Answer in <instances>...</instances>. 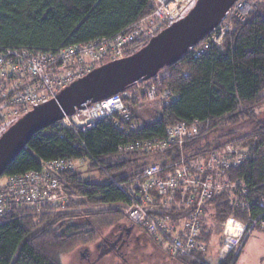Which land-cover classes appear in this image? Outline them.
Here are the masks:
<instances>
[{"label": "trees", "instance_id": "1", "mask_svg": "<svg viewBox=\"0 0 264 264\" xmlns=\"http://www.w3.org/2000/svg\"><path fill=\"white\" fill-rule=\"evenodd\" d=\"M153 9V0H0V51L14 48L42 53L112 37ZM148 41L130 42L125 46V55L135 53ZM165 69L169 72L161 75ZM158 75L154 81L159 88L173 89L178 98L165 106L158 104L150 112L143 110L136 100L128 99L138 118V111L149 112L151 118L142 121L136 132H127L109 117L79 136L70 128L55 125L34 134L11 162L0 184L8 176L39 170L47 161L82 156L88 158L83 166L89 172L101 174L84 178L82 166L65 172V187L84 198H71L64 207L23 205L0 216V264H62L63 251L95 243L103 227L119 221L122 225L130 222L125 210L124 215L119 209L88 210L83 215L84 212L64 209L127 206L128 197L113 179L129 183L149 164L165 163L167 157L175 160L177 151L172 148L164 153H146L121 150L120 146L132 139L163 136L170 126L180 122L200 121L210 125L201 137L185 145L192 166L227 144L246 154L240 165L223 173L222 178L229 181V186L205 202L204 240L212 243L213 220L220 223L233 216L247 221L250 215L261 213L258 202L264 197V123L257 122L254 109L264 102V0L257 1L246 20L235 22L221 47L201 57L188 50ZM6 105L0 100L3 125L7 122L1 112ZM10 121L4 131L15 122ZM250 123L254 125L253 132L246 134L244 129ZM56 213L59 215L55 217ZM232 256L221 264H230ZM175 259L184 264H205L189 257Z\"/></svg>", "mask_w": 264, "mask_h": 264}, {"label": "built area", "instance_id": "2", "mask_svg": "<svg viewBox=\"0 0 264 264\" xmlns=\"http://www.w3.org/2000/svg\"><path fill=\"white\" fill-rule=\"evenodd\" d=\"M258 0H237L211 34L189 48L201 57L224 44L226 35L237 20H246ZM194 0H153L154 9L144 18L112 37H101L89 43L66 46L58 51L37 53L28 49L6 48L0 51V100L7 105L1 115L5 120L18 119L35 106L52 98L94 69L125 57V46L134 40H150L166 27L185 17ZM137 81L130 88L98 102L85 103L72 115L54 125L70 128L78 136L112 117L127 132H136L142 120L133 112L127 100L156 101L165 106L175 101L178 94L171 88H159L154 81ZM210 125L200 121L180 122L170 126L163 136L132 139L121 145V150H141L146 153L166 152L175 148L177 158L165 163L155 162L129 183L114 180L128 197L126 216L134 225L172 257H189L205 264H213L209 244L203 238L205 202L227 186L223 180L226 169L241 164L246 154L233 144L210 153L194 166L188 163L185 145L201 137ZM61 136H63L61 134ZM88 162L87 156L57 159L44 163L39 170L8 176L0 184V216L23 205L41 208H61L76 194L68 191L64 173ZM262 211L250 215L246 223L230 216L223 223L224 238L218 250L221 264L230 254L234 263L244 242L253 231L264 227V197L258 202ZM254 236V235H253ZM205 254V257H201Z\"/></svg>", "mask_w": 264, "mask_h": 264}, {"label": "water", "instance_id": "3", "mask_svg": "<svg viewBox=\"0 0 264 264\" xmlns=\"http://www.w3.org/2000/svg\"><path fill=\"white\" fill-rule=\"evenodd\" d=\"M237 0H197L188 14L153 36L135 53L110 61L76 80L17 119L0 136V179L38 131L98 102L147 81L207 38Z\"/></svg>", "mask_w": 264, "mask_h": 264}, {"label": "rangeland", "instance_id": "4", "mask_svg": "<svg viewBox=\"0 0 264 264\" xmlns=\"http://www.w3.org/2000/svg\"><path fill=\"white\" fill-rule=\"evenodd\" d=\"M196 1L197 0H194L195 3H196ZM195 3L193 4V6L195 5ZM192 7H191V9H192ZM168 72L169 71L167 69H165L161 75H165ZM157 106H158V102H156V101H145V103L142 104L141 107L143 108V110L154 111L152 109H155V107L157 108ZM140 110H141V108H140ZM148 113L138 111L137 114L139 115V118L142 121H145V120L149 121V120H151V118L149 117ZM254 115L257 116L256 120L258 123H264V102L255 107ZM14 120L16 121L17 119H14ZM5 122H7L5 125L0 123V135L8 127L7 126L8 122L11 123V121L9 119L5 120ZM253 126L254 125L252 123H250L249 126L245 127L244 132L246 134L252 133L253 129H254ZM80 169L84 172L82 174V176L84 178L88 177V176L100 177V174H101L97 171H90L89 172L88 168L84 167V166L80 167ZM2 182H4V179L1 180V183ZM74 198H75V200H79L81 198H84V196L76 194ZM105 209H119V210H121L122 215H124V210H126V206H124L122 204H117V205L108 204V205H94V206L88 205V206H80V207L72 206V208H65L64 210H65V212H80V213L84 212L83 215H87L88 210H105ZM67 210H69V211H67ZM213 212H215V211H213ZM57 215H59V214L56 213L55 217ZM123 219H124V217L121 220L123 221ZM225 221L219 223V222L213 220V222H214V226H213L214 227V230H213L214 231V238L212 240V243L209 244V249H210L209 253L211 254V259L214 260L213 264H219L220 263V262H218L219 260H218V253L217 252H218L219 247L221 246L223 238H224V225H223V223ZM243 222L246 223L247 221H243ZM120 223L121 222L119 221V222L114 223L111 226L103 227L101 229L102 235H105V234L110 235L114 231L115 232L114 236H115L116 234H118L122 230L121 229L122 226H125L127 228L133 227L130 222H128L126 225H122ZM132 232H133V235H135V236H137V235L142 236V238H141L142 239V246L140 247L139 251L137 252L138 254H134V255H138L140 257L139 262H141L142 264H184L181 261L168 256L162 248H160L150 237H148V234L142 228L135 225L134 228L132 229ZM257 234H261L263 237L260 238V240H259V237ZM253 235L244 242V245L241 248V252L236 257L233 264H264V227L263 228H262V226L257 227L253 231ZM98 241H99V239L97 240V242ZM146 243H147V245H146ZM99 251L100 250L95 246V243H92L86 247L76 246L73 249L65 250L61 253L60 257H61L62 264H94L95 263L94 262L95 257L97 256L96 253ZM102 257L103 258H102V260L100 259V262L103 261L104 264H117L118 258L112 262L111 261L112 260L111 255L104 253L102 255ZM98 262L99 261H97L96 263L98 264Z\"/></svg>", "mask_w": 264, "mask_h": 264}, {"label": "flooded vegetation", "instance_id": "5", "mask_svg": "<svg viewBox=\"0 0 264 264\" xmlns=\"http://www.w3.org/2000/svg\"><path fill=\"white\" fill-rule=\"evenodd\" d=\"M132 227V226H131ZM132 228H127L122 226V230L116 234L113 231L110 235H101L99 241L95 242V246L100 250L97 252V256L95 257L94 264H104L102 260V255L108 254L111 255L112 262L118 258L117 264H142L139 262L140 257L137 252L142 246V236L141 235H133ZM147 242V241H146ZM147 245V243H146ZM145 245V246H146Z\"/></svg>", "mask_w": 264, "mask_h": 264}, {"label": "crops", "instance_id": "6", "mask_svg": "<svg viewBox=\"0 0 264 264\" xmlns=\"http://www.w3.org/2000/svg\"><path fill=\"white\" fill-rule=\"evenodd\" d=\"M258 235V237H259V240H260V238H262L263 236L261 235V234H257ZM259 263V262H258Z\"/></svg>", "mask_w": 264, "mask_h": 264}]
</instances>
